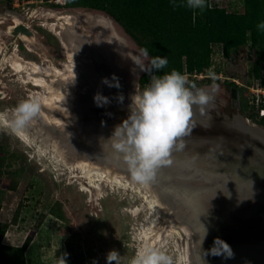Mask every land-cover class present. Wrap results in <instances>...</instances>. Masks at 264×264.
I'll return each mask as SVG.
<instances>
[{
	"label": "rangeland",
	"instance_id": "rangeland-1",
	"mask_svg": "<svg viewBox=\"0 0 264 264\" xmlns=\"http://www.w3.org/2000/svg\"><path fill=\"white\" fill-rule=\"evenodd\" d=\"M209 3L228 12L243 13L242 0H210ZM9 9L6 0H0V115L5 117L0 120V246L20 248L29 240L24 264H56L63 253L68 254V264L67 246L73 255L69 264H107L109 251L115 249L122 258L131 259L140 247L147 244V237L149 240L151 237V246H158L170 256L172 264H196L193 232L175 217L177 210L182 212L181 203L162 193L155 179L147 184L157 195L156 199L150 196L147 201L143 199L147 193L144 188L127 182L123 183L127 190L119 185L114 187L110 182H104L98 194L91 192L90 188L87 190L89 186L83 170L80 166H67L55 149L58 145L64 149L74 148L67 155L70 161L77 159V162L88 161L101 166L114 165V171L120 169L128 176L130 173L118 161L100 157L94 150L88 151L87 145H81L80 131L69 136L68 129L75 130L73 127L68 126L67 130L63 128L65 126L62 129L54 127L46 116L50 114L52 118H58V115H53L47 105L49 101L41 102L48 89L35 83L36 78L41 77L50 85L61 78L75 79L78 75H86L84 68L96 58L105 62V56L110 57L107 50L105 56L101 55L104 52L101 38L96 43L98 47L91 48L87 41H93L96 35L84 27L87 23L105 21L110 25L108 38L104 33L101 36L109 47L115 43V50L119 49L115 56L122 59V64L117 65L119 69L108 63L107 67L123 84L133 83L139 88V79L150 66L148 57L118 24L101 12L84 8H53L39 2L24 5L15 9V13L20 22L30 24L34 38L25 40L10 33L19 21L7 14ZM259 54V50L249 44L227 53L221 46L212 45L211 66L202 72L206 77L200 79L198 75L187 74L192 84L210 94L211 99L205 105L212 106L210 113L237 114L264 130L258 103L251 92L257 87L264 89V62L258 67L260 79L254 73ZM131 70L133 74L130 75ZM209 70L215 74V81L209 77ZM153 76L149 77L148 83ZM88 80L98 101L99 93L102 99V93L108 94L105 97L108 103H104L103 108L107 111L109 99L118 96L115 90L104 93L103 83L108 79L103 80L100 72ZM232 90H235V96ZM131 94L133 92L128 96ZM21 101L38 105L36 114L24 125L28 129L29 142L19 136L11 123L13 110ZM77 118L74 119L78 124L73 123L76 127L85 120L79 117L82 121L77 122ZM170 170L175 177L182 173L174 166ZM253 203V200H247L245 205Z\"/></svg>",
	"mask_w": 264,
	"mask_h": 264
},
{
	"label": "water",
	"instance_id": "water-1",
	"mask_svg": "<svg viewBox=\"0 0 264 264\" xmlns=\"http://www.w3.org/2000/svg\"><path fill=\"white\" fill-rule=\"evenodd\" d=\"M8 12L19 21L15 11ZM29 25L19 21L16 32L32 40ZM109 101L107 111L94 110L97 115L86 116L77 129L88 151L125 165L107 138L127 119L129 103L121 93ZM211 107L193 106L186 134L177 138L153 179L162 193L180 199L182 212L175 217L193 232L196 264H264V130L237 114H212ZM80 116L84 111L77 122ZM173 166L182 172L178 180ZM247 200L254 203L246 206Z\"/></svg>",
	"mask_w": 264,
	"mask_h": 264
},
{
	"label": "trees",
	"instance_id": "trees-1",
	"mask_svg": "<svg viewBox=\"0 0 264 264\" xmlns=\"http://www.w3.org/2000/svg\"><path fill=\"white\" fill-rule=\"evenodd\" d=\"M209 1L205 8L195 10L180 6L183 0H66L64 8L101 12L123 29L150 62L139 79L140 89L151 75L159 76L173 69L181 74L202 73L211 66L212 45L221 46L225 53L246 44L258 49L254 73L260 79L258 67L264 62V30L257 25L264 21V0H242L243 13L228 12ZM6 2L10 8V0ZM157 57L167 58L165 68L154 67ZM260 107H264V102ZM260 122L264 123V117H260ZM28 244L29 240L20 248L0 246V264H24ZM67 251L69 264L73 255L68 246Z\"/></svg>",
	"mask_w": 264,
	"mask_h": 264
},
{
	"label": "clouds",
	"instance_id": "clouds-1",
	"mask_svg": "<svg viewBox=\"0 0 264 264\" xmlns=\"http://www.w3.org/2000/svg\"><path fill=\"white\" fill-rule=\"evenodd\" d=\"M180 6L203 9L207 6V0H183ZM257 28L264 30V21ZM167 64L166 57H157L154 67L159 70ZM208 75L215 81L216 76L211 70ZM114 86L119 87L118 82ZM129 99L127 119L117 125L107 139L111 149L127 166L131 179L147 184L153 179L158 166L169 156L177 138L186 134L193 106L207 105L211 96L204 89L191 84L186 75L173 69L153 76L142 89L136 88ZM120 100L122 102L123 97ZM106 102L107 98H104ZM37 111L36 103L21 101L13 110L11 123L14 129L22 130ZM4 118V115H0V120ZM67 256V253H63L56 264H66ZM106 260L107 264H122V261L123 264H172L170 256L150 245L140 247L131 259L122 258L113 249L107 253Z\"/></svg>",
	"mask_w": 264,
	"mask_h": 264
},
{
	"label": "bare ground",
	"instance_id": "bare-ground-1",
	"mask_svg": "<svg viewBox=\"0 0 264 264\" xmlns=\"http://www.w3.org/2000/svg\"><path fill=\"white\" fill-rule=\"evenodd\" d=\"M7 14L9 15V13H7ZM47 14H48V16L50 15L49 12H47ZM47 23H49V22H47ZM54 25H56V24H54ZM18 26H19V23L15 27L12 28L13 30L12 29L10 30V33L16 34V35L18 34V35H20V38H22V39L24 38L25 40H27V38L23 35V33L16 32V29H17ZM84 27H86L88 31H91V32H93L96 35L95 36L96 38L93 41H87V42L90 43L91 48L93 49L95 47H98V44H96V43L99 41L98 38H101L102 47H103L102 50H104V52L101 53V55L105 56L106 55L105 51L107 50V51L110 52V53H108V54H110V57H106V56H105V58L103 57L104 60H105V62H103V60H100V58L97 56L98 57V58H96L97 60H93L91 65H89V66L86 65V67L84 68V73H86L87 76L85 74H82V75L76 76L75 79L74 78L72 79L70 77H68L66 79L65 78L64 79L61 78V80L59 82L55 81L54 83H51V84H54V85H50V84L46 83V81L43 80L42 77L41 78H36V82H35L37 84V86L38 85L40 87L44 86V87H46V89H48L47 90L48 91L47 95L45 97H42L41 102L45 101V100L49 101V103L47 105L50 106L53 115L54 114L58 115V116H56L58 118H55V117L52 118L50 116V114L49 115L46 114L47 115L46 116L47 119L50 120L49 122H52L51 124H53L54 127H57V128H60V129H62L63 126H65V127H63V128H65V130H67L66 127L68 128V126L73 127V129L76 130L75 132H77L78 129H77L76 125H74L73 123L75 122V119L78 117L79 112H80V115H81V112L84 111V116H80V117L86 119V116H91V115L92 116L93 115L96 116L97 115L96 112H94V110H97V109L100 108L101 110L105 111L104 110L105 109L104 108V102H103L104 99L101 98V94L100 93L98 95V98H99V100L101 102L95 99L96 91H94L92 85L90 84V82L88 80V79L93 78L94 76H96V72H100L101 73V75L103 77V80H105L106 77L108 79L107 83H105V81L103 83L104 86H103L102 89H103L104 93H107V91L109 92L110 90L114 89L115 93L117 95H118V93L123 94V96L125 97V100L129 104H130V99H129L128 93H130V92L134 93V91L136 89V87L134 86L133 83L132 84H128V85L123 84V82H121L120 79H118V78L113 76V73L107 67V63H108V65L113 66V68L115 67V69L116 68L119 69L118 68L119 66L117 67V65L122 64V62H121L122 59H118L115 56L116 53L119 54V51H117L119 49L115 50V43L113 45H111V47H109V44L106 41V39L110 35V32H109L110 25L107 22H105V21H100V22L93 23V24L92 23H89V24L87 23L86 26H84ZM103 33H104L106 39L104 38V36H101V34H103ZM111 56L115 57L116 59L112 58ZM88 61H90V60H88ZM15 63H16V61H15ZM36 69L40 70L41 68L37 67ZM131 74H133L132 70H131L130 75ZM83 75H85V76H83ZM127 75L128 74H126L124 78H126ZM117 82L119 84V87H115L114 86ZM110 85H113V86H110ZM50 89H52V90H50ZM107 96H108V94H103L102 93V97L105 98ZM52 99H53V101H52ZM94 101H96V102H94ZM99 103H103L102 106H98ZM105 105H107V104H105ZM81 108L84 109V110H81ZM62 122H64L65 124L62 123ZM76 124H78V123H76ZM83 125H85V121L80 126L82 127ZM27 130H28L27 127L24 126L22 130H19V131L17 130V133L19 134V136H22L23 139H25L27 142H29V138H28L27 133H26ZM70 130H72V129H70ZM70 130L68 129L69 132H67V133H70L69 136H71V135L73 136V133ZM53 133H55V132L53 131ZM56 133H58V132H56ZM79 139L81 140V145H83V144L88 145L87 141H85V139L83 138L82 135L79 136ZM55 149L61 155V157L63 158V160L65 161V164L67 166H69V167L80 166L79 168H81L83 170V173H84L83 175L85 176L86 180L88 181L87 185L89 187H87V190L90 188L89 190H91V192L92 191L93 192L96 191L97 194L99 192H101V191H99L100 190L99 188H100V186L102 184H104V182L105 183L110 182L111 185H113V186L114 185H119V186H122L124 188H125L124 185H126V184H123V183L127 182V183H132L134 185H137V186H139L142 189L144 188L147 191L146 196L145 197L143 196V199H145V201H147V198L150 197V196H152L154 199H156L157 195L155 196V194H154V192L151 189L149 184H145L144 185L143 183L133 181L131 179L130 175L128 176V174H125V173L121 172L120 169L117 170V171H114V169H113L114 165L111 166V165L105 164V166H101L100 164H94V162L93 163L88 162V161L87 162H85V161L84 162H77V161H79L77 159L76 160L73 159V160L70 161L69 159H67V157H68L67 155H70L71 152L74 151V148L68 147V148L64 149V147L58 145ZM75 149L77 150V148H75ZM97 160H98V158H97ZM121 165L123 167H127V166L123 165L122 163H121ZM178 174H180L179 176L182 175V173H178ZM174 176H175V174H174ZM174 178H176L178 180L177 176L174 177ZM99 195H101V194H99ZM178 195H181V194L178 193ZM175 199H177V198H175ZM178 201H180V199ZM185 232H186V230H185ZM147 238L148 239H147V244L146 245H150V246L153 245V243L151 241V237H150V240H149V237H147ZM151 247H153V246H151ZM153 248H155V247H153ZM197 263H198V261H197Z\"/></svg>",
	"mask_w": 264,
	"mask_h": 264
},
{
	"label": "built area",
	"instance_id": "built-area-1",
	"mask_svg": "<svg viewBox=\"0 0 264 264\" xmlns=\"http://www.w3.org/2000/svg\"><path fill=\"white\" fill-rule=\"evenodd\" d=\"M34 2H39L41 4H48L56 8H64L66 5V0H10V10L15 11V9L23 7L24 5L32 4ZM185 75L187 76V73H185ZM192 76L200 79L206 77L203 75V73L193 74ZM251 92L254 96L253 99L258 103L259 116L264 117V107H260V104L264 102V89L257 87L255 89H251Z\"/></svg>",
	"mask_w": 264,
	"mask_h": 264
},
{
	"label": "flooded vegetation",
	"instance_id": "flooded-vegetation-1",
	"mask_svg": "<svg viewBox=\"0 0 264 264\" xmlns=\"http://www.w3.org/2000/svg\"><path fill=\"white\" fill-rule=\"evenodd\" d=\"M221 114H224V113H221Z\"/></svg>",
	"mask_w": 264,
	"mask_h": 264
}]
</instances>
